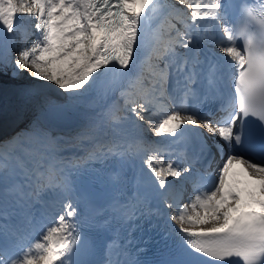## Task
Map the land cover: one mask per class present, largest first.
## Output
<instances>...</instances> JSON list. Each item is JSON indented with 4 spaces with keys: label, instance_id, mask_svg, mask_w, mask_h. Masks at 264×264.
I'll list each match as a JSON object with an SVG mask.
<instances>
[{
    "label": "snow or ice",
    "instance_id": "1",
    "mask_svg": "<svg viewBox=\"0 0 264 264\" xmlns=\"http://www.w3.org/2000/svg\"><path fill=\"white\" fill-rule=\"evenodd\" d=\"M25 17L34 40L20 45L28 32ZM201 28L220 34L212 37L216 62L202 57L194 40ZM98 82L105 94L118 96L74 138L83 157L60 156V138L41 126L40 117L0 141V215L27 216L32 223L33 205L45 192L58 190L65 198L37 240L14 245L22 249L17 254H9L8 239L16 230L0 225V264H86L74 257L94 251L95 241L82 234L81 225L106 229L113 220L143 215L147 197L139 192L128 200L114 196L97 208L84 199L81 215L83 198L72 170L112 158L121 168L142 161L137 183L142 176L170 210L186 249L167 264H264V0H0V92L29 94L42 116L69 119L97 106L89 94ZM206 104L218 107L202 111ZM114 109L125 112L127 128L116 127ZM17 119L23 122L26 115ZM106 127L112 129L107 139ZM149 132L202 144L207 133L228 154L215 173H206L210 182L182 201L171 181L190 176L195 162L166 159ZM21 174L22 185L14 182ZM118 246L116 239L106 243L103 264H139L113 259Z\"/></svg>",
    "mask_w": 264,
    "mask_h": 264
},
{
    "label": "bare ground",
    "instance_id": "2",
    "mask_svg": "<svg viewBox=\"0 0 264 264\" xmlns=\"http://www.w3.org/2000/svg\"><path fill=\"white\" fill-rule=\"evenodd\" d=\"M174 2H175V0H165L164 3H174ZM176 6L180 7L181 10H183V8H184V7L179 6V5H176ZM184 12L187 13L186 11H184ZM152 23L154 25H156L157 20L153 21ZM177 27H182V26L177 25ZM162 33H163V31H162ZM28 34L29 33L24 35L23 40H20L18 42L20 45H23L25 43L26 36ZM204 38L206 41H211V39L208 35H205ZM181 51H183V50H181ZM117 96L114 97L111 100V102L106 105L105 108H107L109 105H111L112 101L115 100L117 98ZM29 97H32V96L29 94H26V93H22V92H0V141H3L4 139L11 136L15 132L19 131L21 128L27 127L28 122L30 120L36 118V116H37L36 110H32L29 108L30 104L33 102V100H28ZM98 111L99 110H97L96 108H81L79 111V114H77L78 122H80L81 120L84 123L88 122L89 117L94 116L96 114V112H98ZM119 112H120V110L114 109L111 113L112 119L114 121L119 122V123H117L118 125L120 124V121H121L120 118L119 119L116 118L118 116ZM21 114L26 115V119L23 122L21 120L17 119V117L20 116ZM40 120H42V119L40 118ZM40 123H42L43 128L46 127L45 129H47L51 133L52 137H54V138L61 137L63 139L71 138V137L75 138L77 136V134L80 132V130L85 126V125H80V126L67 127V126H60V125L52 124L48 121H43V122L41 121ZM147 135L150 136L151 138L153 137L150 132L147 133ZM151 138H150V140L158 141L160 147L164 146V138L165 137L160 138L158 140H155L154 138L151 139ZM214 139H217V138L214 137ZM61 143H62V141H61ZM72 144H74V143H69L68 145H72ZM79 151L84 152L83 147H80ZM83 154H85V152ZM83 154L78 152L75 154H69V156H71V158H73V159H75V158L79 159ZM227 154H228L227 150H225L224 152H220L221 157L216 164L215 170H213L212 173H215L216 170L221 166V163L223 162V159L226 157ZM126 169L131 170V171L134 170L135 171L134 174L136 173V175H138V170L135 169L134 164L126 166ZM187 178L188 177L186 176V177L182 178L181 181H178V182L183 183L185 181V179H187ZM17 179L18 178L15 177L14 182L18 184ZM143 179L144 178L141 176L140 180L143 181ZM21 180L24 183L25 178L23 175H21ZM195 180L196 179L193 178L192 182H195ZM10 186H11V182H10ZM140 190H144V187L143 186L140 187ZM190 194L191 193L184 195L181 198V200L184 201V199L186 197H188ZM59 202H60V200H59Z\"/></svg>",
    "mask_w": 264,
    "mask_h": 264
},
{
    "label": "rangeland",
    "instance_id": "3",
    "mask_svg": "<svg viewBox=\"0 0 264 264\" xmlns=\"http://www.w3.org/2000/svg\"><path fill=\"white\" fill-rule=\"evenodd\" d=\"M163 2H165V0H161V3H163ZM180 6V5H179ZM183 7V6H182ZM185 9V10H184ZM182 11H186L189 15H190V10H188V9H186V8H183V10ZM190 22V21H189ZM25 42L26 43H28V40H25ZM28 44H30V43H28ZM124 114H125V112L123 111V110H120V112H119V114H118V116H117V119H118V117L119 118H122V116H124ZM126 123H128V121L126 120ZM152 135V134H151ZM152 138H154L155 140H158V139H160V138H157V137H152ZM187 182V179H185V181H184V183H186ZM190 196H192V194H190ZM189 196V197H190Z\"/></svg>",
    "mask_w": 264,
    "mask_h": 264
},
{
    "label": "water",
    "instance_id": "4",
    "mask_svg": "<svg viewBox=\"0 0 264 264\" xmlns=\"http://www.w3.org/2000/svg\"><path fill=\"white\" fill-rule=\"evenodd\" d=\"M50 120H60V119H57V118H55V117H51V116H47ZM70 119V118H69ZM69 119H61V120H69Z\"/></svg>",
    "mask_w": 264,
    "mask_h": 264
}]
</instances>
